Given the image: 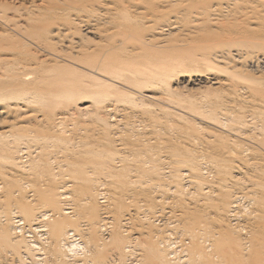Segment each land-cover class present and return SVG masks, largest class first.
Masks as SVG:
<instances>
[{
    "label": "bare ground",
    "instance_id": "obj_1",
    "mask_svg": "<svg viewBox=\"0 0 264 264\" xmlns=\"http://www.w3.org/2000/svg\"><path fill=\"white\" fill-rule=\"evenodd\" d=\"M66 239L264 264V0H0V264Z\"/></svg>",
    "mask_w": 264,
    "mask_h": 264
},
{
    "label": "rangeland",
    "instance_id": "obj_2",
    "mask_svg": "<svg viewBox=\"0 0 264 264\" xmlns=\"http://www.w3.org/2000/svg\"><path fill=\"white\" fill-rule=\"evenodd\" d=\"M70 233H71V231H70ZM75 233L76 234H78L79 232H77V231H75ZM29 235V236H28ZM27 236L29 237V239H31V241H33L32 239L33 238H31L32 237V235L31 234H27ZM67 238V237H66ZM67 242H68V240L66 239V247H68V248H65V253H67L68 254V259H70V260H68V262L69 261H71L72 260V264L74 263V262H76V263H81V264H90L89 263V261L91 260L90 259V257H87V253L85 252V249H83L82 247H74L75 249L74 250H72V251H70V249L71 248H69V244H67ZM69 243H70V241H69ZM68 249V250H67ZM84 250V251H81V250ZM69 252H72V253H69ZM82 253H84V254H82ZM71 255V256H70ZM83 255V256H82ZM75 256V257H74ZM72 258V259H71ZM25 259H27L26 260V262H27V264H38V263H36L35 261H30V259L29 258H25ZM84 260V261H83ZM71 263H68V264H71ZM9 264H11V263H9ZM94 264V263H93Z\"/></svg>",
    "mask_w": 264,
    "mask_h": 264
}]
</instances>
